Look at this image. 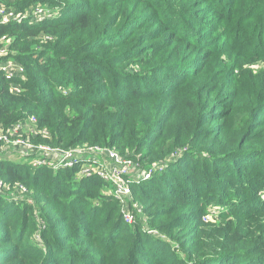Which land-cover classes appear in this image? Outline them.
Masks as SVG:
<instances>
[{"label":"trees","instance_id":"16d2710c","mask_svg":"<svg viewBox=\"0 0 264 264\" xmlns=\"http://www.w3.org/2000/svg\"><path fill=\"white\" fill-rule=\"evenodd\" d=\"M35 3L54 15L0 23L11 39L0 61L25 68L0 71V121L36 116L56 146L165 168L131 182L143 212L130 225L100 177L0 159V178L35 200L0 193V264H264V67L252 66L264 61V0L13 5ZM239 45L254 60L238 61Z\"/></svg>","mask_w":264,"mask_h":264},{"label":"built area","instance_id":"2783aa9c","mask_svg":"<svg viewBox=\"0 0 264 264\" xmlns=\"http://www.w3.org/2000/svg\"><path fill=\"white\" fill-rule=\"evenodd\" d=\"M18 0H0V23L21 22L22 20L42 21L54 15L51 7L35 3L26 10L17 11L14 2ZM43 40H53L43 36ZM0 57L8 54L11 39L1 38ZM0 71L7 77H20L25 73L24 65L14 59L0 61ZM12 93H19L22 86L13 84ZM51 133L42 127L36 116H26L10 125L0 121V159L1 153L8 152L19 157L21 164L31 168L50 167L54 170L71 168L77 178L96 175L108 183L107 193L119 202L123 219L134 225L143 207L136 200L131 188L132 181L150 179L154 174L164 170L163 164H154L142 173L141 163L129 154H122L117 149L100 144L83 143L75 146H56L49 142ZM144 169V168H143ZM0 193L12 195L14 199H23L35 204L31 197L33 191L23 183L8 184L0 178ZM143 222L147 221L144 217ZM147 223V222H146ZM145 223V224H146Z\"/></svg>","mask_w":264,"mask_h":264},{"label":"rangeland","instance_id":"374dc122","mask_svg":"<svg viewBox=\"0 0 264 264\" xmlns=\"http://www.w3.org/2000/svg\"><path fill=\"white\" fill-rule=\"evenodd\" d=\"M257 3H258V1H255L252 4V6H254ZM249 7L250 6L245 7V10H244L243 14L241 15L242 21H245V19L247 17H249V15L251 14V10L249 9ZM256 35H257V26H256V23H255L251 27V29L249 31V39H250L249 41L251 43H255V41H256ZM255 53H256V50L254 48H247L246 46L239 45L238 51H237V60L241 62L242 61L241 58H243V57H246L247 59L250 58V60H254L255 57H251V56H253ZM244 54H246L248 56H246ZM223 58L224 57H221L218 60V63H220L223 60ZM252 66H254L256 69L261 68V67H264V61H262V60L256 61L255 63L252 64ZM1 157H4L5 159L15 160V161H19L20 160L18 156L14 155V154H11V153H8V152L1 153ZM145 166H147V165H145ZM142 167L144 168V169L141 168L142 173H143V172L146 171L145 169H147V167H144L143 165H142ZM140 204H142V203L140 202ZM204 218H205V220H207V219L209 220V219H211V216L210 215H207ZM258 237H259V235H258ZM263 241H259V242L262 243Z\"/></svg>","mask_w":264,"mask_h":264}]
</instances>
